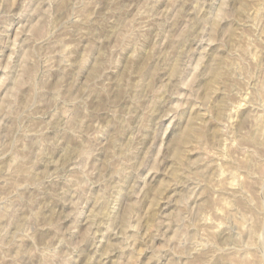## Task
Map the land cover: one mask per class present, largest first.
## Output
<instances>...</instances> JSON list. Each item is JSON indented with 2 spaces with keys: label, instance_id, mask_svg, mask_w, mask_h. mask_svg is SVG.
Returning <instances> with one entry per match:
<instances>
[{
  "label": "rangeland",
  "instance_id": "374dc122",
  "mask_svg": "<svg viewBox=\"0 0 264 264\" xmlns=\"http://www.w3.org/2000/svg\"><path fill=\"white\" fill-rule=\"evenodd\" d=\"M0 264H264V0H0Z\"/></svg>",
  "mask_w": 264,
  "mask_h": 264
}]
</instances>
